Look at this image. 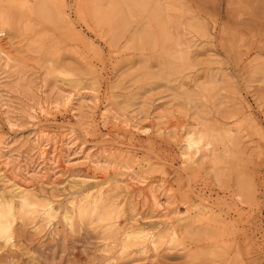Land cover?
<instances>
[{"label": "rangeland", "instance_id": "1", "mask_svg": "<svg viewBox=\"0 0 264 264\" xmlns=\"http://www.w3.org/2000/svg\"><path fill=\"white\" fill-rule=\"evenodd\" d=\"M0 29L12 58L6 67L0 55V94L11 105V123L0 113V144L34 170L38 127L65 134L73 109L77 144L111 165L102 175L74 148L69 166L35 181L31 191L56 218L36 228L18 212L0 264H264V0H0ZM39 101L50 115L32 122L26 111ZM125 117L144 132L115 124ZM193 128L224 149L217 164L203 158L207 147L184 162ZM11 178L0 164V197L19 211ZM133 178L146 185L131 187ZM102 187L125 199L122 226L133 219L166 237L172 226L180 244L121 254L104 223L76 212ZM151 188L163 192L167 220Z\"/></svg>", "mask_w": 264, "mask_h": 264}, {"label": "bare ground", "instance_id": "2", "mask_svg": "<svg viewBox=\"0 0 264 264\" xmlns=\"http://www.w3.org/2000/svg\"><path fill=\"white\" fill-rule=\"evenodd\" d=\"M60 18L65 21L64 15L60 16ZM0 33H2L0 34V37L5 36V29H0ZM0 55L7 67L12 59L11 56L5 52L4 49L0 50ZM61 100L66 106H71L73 103V99L70 95L62 96ZM46 104L47 106L50 105L49 102L43 103L39 101L34 106L32 105L27 109L26 114L30 121L36 122L38 120L37 114H41L42 116L50 115L45 107ZM51 104L54 105V108H58L57 102ZM10 111V101L4 99V97L0 94V113L8 119ZM72 112L77 121L74 125H70L68 132L65 134L62 133L63 135L51 134L48 130L42 129L40 126L38 127V131L34 135V140H32V151H36L38 161V166L34 170L30 169V164H28V162L21 164L22 162L19 161L18 157L14 156L15 153L12 147L13 144H9L6 140L0 144V164L5 172L12 175V178L6 181V185L11 187L14 191L22 194L19 211L16 210V205L12 200H6L0 197V228L5 231L10 229L13 241L15 239L14 225L18 212L23 214L25 217L30 218L36 228L41 226L48 228L51 225V222L55 220V210L50 204L45 203L43 200L38 198L36 194L31 191V187L35 181H44L48 179L50 173L56 174L55 171L59 169L61 165L69 166L71 164V151L75 150L74 148H77L74 155H82L83 164L86 165V167H89L102 175H105L111 168V165L104 166V163L102 164L101 160L95 159L92 155L87 153V144H77L76 130L78 129L76 128L80 127L82 119L80 120L76 110L72 109ZM105 118H107V116H105ZM114 122L115 124H123L125 129H128L135 135H140L144 132L140 121H138L136 117L132 119L126 117L123 119L115 118ZM81 131L84 130L81 129ZM158 132L161 134L162 129L159 128ZM208 136L210 135L207 130L193 128L186 132L187 143L182 152V156L185 159L184 162L188 161L191 156H198L203 147H207L208 152V154H205L203 158H209L211 162L216 164L219 162L220 154L224 152V149H213V142L210 141L205 144L204 142L209 139ZM33 155H35V153ZM107 158L108 157H106V159ZM111 158H113V156H111ZM131 181L133 182L131 187L146 185V180L140 181L133 178ZM112 191L113 189L106 190L102 187L96 191L95 195H91L89 192L80 200L76 208V212L80 219H95L104 223L110 230V234L115 236V240L119 244L121 254H125L127 252L129 253V251L132 250H138L143 254H147L150 250L158 252L163 245L168 243L170 245L180 244L182 234L179 229L172 226L170 227V235L168 237L158 231L151 232L140 229L136 226V224H134L132 218L130 224L122 226L118 218L125 216L126 202L125 199H123L124 203H121L116 195H111V193H113ZM161 193L163 192L161 191ZM161 193L159 190L151 188L150 199H152L153 206L158 211L163 212V216L167 220L169 214L161 202ZM238 198L240 200L242 199L240 195H238ZM203 215L205 214L202 212V215L199 214L198 216L203 217ZM63 219L70 227L73 226L72 217L65 215ZM0 245L3 246L7 244L0 241ZM2 246H0V251Z\"/></svg>", "mask_w": 264, "mask_h": 264}, {"label": "snow or ice", "instance_id": "3", "mask_svg": "<svg viewBox=\"0 0 264 264\" xmlns=\"http://www.w3.org/2000/svg\"><path fill=\"white\" fill-rule=\"evenodd\" d=\"M0 34H2V33H0ZM0 241H3L9 247L14 246V242H13L12 237H11L10 229L5 231L4 229L0 228ZM0 246H2V245H0ZM5 264H10V262H5Z\"/></svg>", "mask_w": 264, "mask_h": 264}]
</instances>
